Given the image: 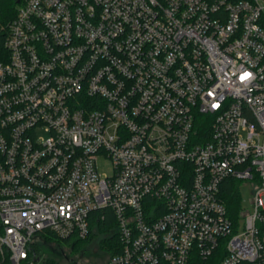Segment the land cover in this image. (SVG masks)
Returning a JSON list of instances; mask_svg holds the SVG:
<instances>
[{
	"label": "built area",
	"instance_id": "1",
	"mask_svg": "<svg viewBox=\"0 0 264 264\" xmlns=\"http://www.w3.org/2000/svg\"><path fill=\"white\" fill-rule=\"evenodd\" d=\"M14 2L0 264H38L44 232L103 237L105 209L107 264H264V0ZM227 181L251 188L238 216Z\"/></svg>",
	"mask_w": 264,
	"mask_h": 264
},
{
	"label": "trees",
	"instance_id": "2",
	"mask_svg": "<svg viewBox=\"0 0 264 264\" xmlns=\"http://www.w3.org/2000/svg\"><path fill=\"white\" fill-rule=\"evenodd\" d=\"M15 2L14 0H0V60L6 54V49L4 47V42L7 37L6 26L8 22L15 15ZM225 195L228 198V207L232 216H238L239 205H240V193L234 191V186H230L227 181L224 186ZM236 189V188H235ZM103 215V219H98L95 223L98 229L103 234L101 239V245L109 251L110 257L117 253V248L119 245V238L117 234H105L107 227L111 225L113 221L112 212L108 209L96 212V216L99 217ZM96 236V235H95ZM94 234L83 241L70 242V239H59L54 234L50 232H44L40 236L41 240L33 242L31 246V257L38 262V264H55L53 262L54 258H57L62 254L63 248H75L79 243L84 241L92 240Z\"/></svg>",
	"mask_w": 264,
	"mask_h": 264
},
{
	"label": "rangeland",
	"instance_id": "3",
	"mask_svg": "<svg viewBox=\"0 0 264 264\" xmlns=\"http://www.w3.org/2000/svg\"><path fill=\"white\" fill-rule=\"evenodd\" d=\"M98 171L102 175H112L113 166L111 161L100 159L97 163ZM237 185H241L236 182ZM241 210L249 209L252 205L250 199L252 197L251 188L246 185L240 187ZM244 220L240 219V230H243ZM101 236H94L92 240L79 243L75 248H63L62 254L53 259L55 264H107L110 253L101 245Z\"/></svg>",
	"mask_w": 264,
	"mask_h": 264
},
{
	"label": "flooded vegetation",
	"instance_id": "4",
	"mask_svg": "<svg viewBox=\"0 0 264 264\" xmlns=\"http://www.w3.org/2000/svg\"><path fill=\"white\" fill-rule=\"evenodd\" d=\"M109 261V260H108Z\"/></svg>",
	"mask_w": 264,
	"mask_h": 264
}]
</instances>
